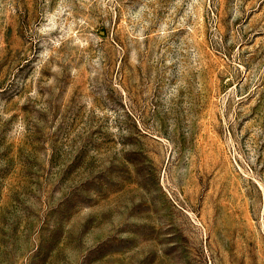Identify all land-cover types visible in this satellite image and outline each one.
Returning a JSON list of instances; mask_svg holds the SVG:
<instances>
[{"label":"rangeland","instance_id":"obj_1","mask_svg":"<svg viewBox=\"0 0 264 264\" xmlns=\"http://www.w3.org/2000/svg\"><path fill=\"white\" fill-rule=\"evenodd\" d=\"M0 264H264V0H0Z\"/></svg>","mask_w":264,"mask_h":264}]
</instances>
